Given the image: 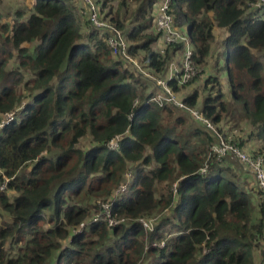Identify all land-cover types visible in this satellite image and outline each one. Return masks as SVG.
Here are the masks:
<instances>
[{
  "label": "trees",
  "instance_id": "trees-1",
  "mask_svg": "<svg viewBox=\"0 0 264 264\" xmlns=\"http://www.w3.org/2000/svg\"><path fill=\"white\" fill-rule=\"evenodd\" d=\"M72 1L31 0L28 13L0 21V122L14 113L0 128V264H257L256 250L263 264L264 194L258 184L248 187L238 168L250 167L230 154L211 156L200 175L214 133L184 109L148 103L156 89L112 55L108 34ZM93 1L100 19L122 33L128 55L164 78L184 43L160 53V0H121L116 10L112 0ZM128 1L137 7L126 13ZM170 1L199 67L213 56L216 31L222 34L214 65L223 72L185 86L170 80L169 87L176 94L190 89L183 104L241 153L260 157L264 169L258 0ZM120 134L118 149L109 150ZM126 172L127 190L114 198ZM97 200L113 201L111 216L124 222L92 221ZM140 218L155 219L152 232Z\"/></svg>",
  "mask_w": 264,
  "mask_h": 264
},
{
  "label": "built area",
  "instance_id": "built-area-1",
  "mask_svg": "<svg viewBox=\"0 0 264 264\" xmlns=\"http://www.w3.org/2000/svg\"><path fill=\"white\" fill-rule=\"evenodd\" d=\"M170 0H160L157 5V17L155 22L156 32L160 36V40L162 42V48L160 49V53L164 54L167 47L175 46L180 43H184L183 50L178 62L171 61L168 64L166 74L164 78H156L151 75H147L141 71L138 67L137 62L131 58L127 53L128 45L124 40L122 33L120 30L115 28L114 26L102 21L98 15L97 7L93 0H84L85 4V14L90 21L93 28L99 31L106 32L108 34L107 37V45L112 53V55L120 57L126 63L130 64L132 67H136L143 76L150 77L157 89L160 90L159 93L154 94L149 100L148 103H155L158 106H162L164 103H170L179 109L186 110L192 117H194L197 121H199L204 128L214 133L217 138L216 143L211 147L209 156L204 164V166L200 169V175H205L207 172V165L210 157H216L217 159H221L230 154L233 158L240 159L241 162L247 164L251 171L257 175L256 179L258 186L262 190L264 194V169L262 167L263 160L260 157H257L255 160L251 159L247 155H244L240 152V150L229 141H227L222 135L218 133V130L215 128L213 123L203 117L198 110L190 109L186 105L183 104L181 99H179L176 93L173 92L171 87H169L168 82L170 80L176 79L178 86H185L189 84L197 75L201 72L200 67L193 60V49L190 44V40L188 36L182 35L180 30L176 26V22L173 16L170 14ZM252 7L259 11H264V0H258L257 2L252 4ZM138 105V101L136 100L133 104L134 107ZM6 120H1L0 128L11 121L14 118V113H9L5 115ZM131 118V115L130 117ZM123 135L114 136L107 144V148L112 151H116L119 147V143ZM131 180V174L126 172L124 175V182L121 183L114 191V198L119 197L123 193L126 192L128 184ZM8 180H6L7 182ZM4 187H0L2 190ZM172 192L175 194L176 192V183L172 186ZM264 197V196H263ZM113 201H96V206L98 208V212L93 215L92 221L104 220L107 222L109 227H113L118 223H123L124 219L116 220L111 216L110 208ZM155 219H138V222L142 225L145 232H152L154 227ZM84 225L80 226V229H83ZM160 246H163L161 244ZM264 264V263H263Z\"/></svg>",
  "mask_w": 264,
  "mask_h": 264
},
{
  "label": "rangeland",
  "instance_id": "rangeland-1",
  "mask_svg": "<svg viewBox=\"0 0 264 264\" xmlns=\"http://www.w3.org/2000/svg\"><path fill=\"white\" fill-rule=\"evenodd\" d=\"M120 1L121 0H112L111 5H112L114 10H116L119 7ZM72 2L80 10V14H83V10L85 9L84 0H73ZM30 5H31V0H0V21H5V22L9 21V22H11V21L15 20L16 19L15 12L21 10L24 13H26V12L28 13V11H27L28 8L27 7L30 6ZM127 5H128L127 8L124 9L123 12H126V13L133 12L134 9L137 7L136 4H133L130 1L127 2ZM82 17H84V16L82 15ZM179 24H180V22H177V25H179ZM179 30L182 33V35L187 36V26L186 25H182L181 27H179ZM222 38H223L222 34L219 31H216L215 39H214V41L211 44V54L213 56L211 58L210 57L208 58L207 65L206 64H202L200 66L201 72L197 75V77L194 78L195 80L193 79L194 81L192 83H189V84H194L195 81L203 79L204 76H206V75H218V74H221L223 72L221 70V68H218L217 66L214 65V62H215V59H216L215 56H217V53L220 50L219 48H220V45H221ZM31 46H32V44L28 45L27 47L30 48ZM133 59L137 62L138 67L141 69L142 65L140 64V61L136 60L135 58H133ZM174 61H177V59H174ZM12 67L10 69H12ZM141 71L144 72L147 75L148 74L151 75L149 71L143 70V68L141 69ZM205 72L207 74H205ZM144 77H145L144 79L146 81H143V83L149 85L152 88H155L156 89V93H159L160 90L155 87V84H154L153 80L150 77H147V76H144ZM219 78H220V76H219ZM220 84H223L222 80H221ZM199 85H202V83H200ZM188 86H190V85H188ZM221 86H222V89L224 91H226V92L228 91L227 87H225L224 84L221 85ZM200 87L202 88V86H200ZM189 91H190V89L184 88L183 91L180 92V94L178 93L176 95H177V97L179 99H181V97L183 95L189 93ZM2 120L3 121L6 120L5 116H3ZM241 126L245 128V130H243V132H246V130H248V127H245V125H241ZM81 146L82 147H87L88 144H87L86 141H84ZM245 149L247 151H249V152H252V150L249 149L248 147H246ZM232 161H235L237 163V161L235 159H232ZM237 164H239V163H237ZM30 166H31L30 164L27 165L25 167V169L29 170ZM233 166H235V165L233 164ZM243 167L247 168L246 166H243ZM238 168L242 172L247 173V175H248L247 176V178H248L247 186L248 187H251V186L255 187V185H257V183H256V181H257L256 179H258L257 175L255 176V174L253 173V171L250 170V168H247L248 171L245 168L244 169H240L241 167H239V166H238ZM240 175H242V174L240 173ZM241 178H243V177H241ZM123 179H124V177H123ZM10 195H13V194H10ZM97 201H102V200H97ZM253 254H254L255 263L260 264L261 263V259H262V258H260L261 257L260 252L256 250V251H254Z\"/></svg>",
  "mask_w": 264,
  "mask_h": 264
},
{
  "label": "crops",
  "instance_id": "crops-1",
  "mask_svg": "<svg viewBox=\"0 0 264 264\" xmlns=\"http://www.w3.org/2000/svg\"><path fill=\"white\" fill-rule=\"evenodd\" d=\"M159 44H161V48H162V42H161V40L159 41ZM179 61V60H178ZM178 61H176V62H178ZM222 80V83H223V79H221ZM152 88V87H151Z\"/></svg>",
  "mask_w": 264,
  "mask_h": 264
}]
</instances>
